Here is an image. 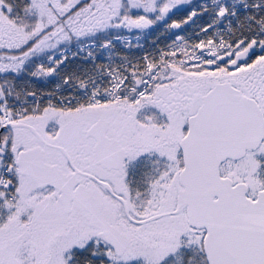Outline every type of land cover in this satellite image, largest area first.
Returning <instances> with one entry per match:
<instances>
[{
	"label": "snow or ice",
	"instance_id": "1",
	"mask_svg": "<svg viewBox=\"0 0 264 264\" xmlns=\"http://www.w3.org/2000/svg\"><path fill=\"white\" fill-rule=\"evenodd\" d=\"M0 264H264V0H0Z\"/></svg>",
	"mask_w": 264,
	"mask_h": 264
}]
</instances>
